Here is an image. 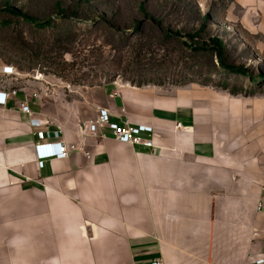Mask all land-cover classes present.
Listing matches in <instances>:
<instances>
[{"label":"crops","instance_id":"crops-1","mask_svg":"<svg viewBox=\"0 0 264 264\" xmlns=\"http://www.w3.org/2000/svg\"><path fill=\"white\" fill-rule=\"evenodd\" d=\"M0 75V91L17 92L0 105V264H254L264 254V135L223 143L202 122L201 90ZM101 108L112 124L154 126L156 148L122 143L106 125L91 132ZM41 131L76 149L40 160Z\"/></svg>","mask_w":264,"mask_h":264},{"label":"rangeland","instance_id":"rangeland-1","mask_svg":"<svg viewBox=\"0 0 264 264\" xmlns=\"http://www.w3.org/2000/svg\"><path fill=\"white\" fill-rule=\"evenodd\" d=\"M7 5L52 24L41 28L0 11V72L11 65L17 74L44 73L70 86L110 81L201 90L202 122L212 123L223 143L254 146L263 139L264 0H0V8ZM203 26L195 39L188 36ZM214 37L224 42L227 63L248 75L186 45Z\"/></svg>","mask_w":264,"mask_h":264},{"label":"built area","instance_id":"built-area-1","mask_svg":"<svg viewBox=\"0 0 264 264\" xmlns=\"http://www.w3.org/2000/svg\"><path fill=\"white\" fill-rule=\"evenodd\" d=\"M3 72L9 76L15 75L16 67L7 65L3 68ZM38 80H44L45 74L39 73L35 75ZM17 96L16 91L11 93L0 91V105H6L10 98ZM27 96L36 97L37 93L34 91L27 92ZM23 111L30 112V107L26 104H22ZM110 126L113 129V136L122 143H128L132 145H141L147 148L155 149V134L156 130L154 126L148 124H138V125H126L120 126L111 123V113L109 109L101 108L99 110L98 117L95 121L90 124V130L93 133H97L99 126ZM181 126V124H179ZM39 137L46 142L38 144L36 146L37 157L40 160H47L54 157L64 158L69 154V151L75 150V146H67L63 142H50L47 140L55 139L60 137V131H41L39 132ZM264 191V181L262 184ZM257 209L259 212L264 213V198L258 201ZM152 264H164L161 259L155 260ZM254 264H264V254L258 256L254 260Z\"/></svg>","mask_w":264,"mask_h":264},{"label":"trees","instance_id":"trees-1","mask_svg":"<svg viewBox=\"0 0 264 264\" xmlns=\"http://www.w3.org/2000/svg\"><path fill=\"white\" fill-rule=\"evenodd\" d=\"M85 1L89 2V0H85ZM140 10L145 14L146 17H149L145 3L140 4ZM0 11H4V12L10 13L14 16L21 17L26 22L31 23L37 27L44 28V27H47V26L52 24L51 19L41 20V19L37 18L36 16L31 15V14L25 12L24 10H22L18 7H12L10 5H7L5 8H0ZM58 11L61 14H63V12H64V7L62 6V4L60 2H58ZM152 21L155 22V20L153 18H152ZM145 22H146L145 19L138 21L135 24V29L138 31H141ZM203 29H204V26L197 33L188 34V36L192 39H195L197 36H199L201 34ZM175 35L180 36L181 32H175ZM186 45L188 48H190L191 50H193L195 52H199V51H206V52L212 51V52H214L218 58L219 65L228 72L239 73V74H242L244 76L248 75V71L246 68L238 67V66L231 65V64L227 63V61L225 59V51H226L225 49L226 48H225L224 42L220 38L214 37L211 39L210 42H208V43L205 42L204 44L198 45V46L197 45L193 46L192 44H189V43H186ZM145 85H149V84H145ZM155 85H157V84H155ZM139 86H142V85H139Z\"/></svg>","mask_w":264,"mask_h":264}]
</instances>
